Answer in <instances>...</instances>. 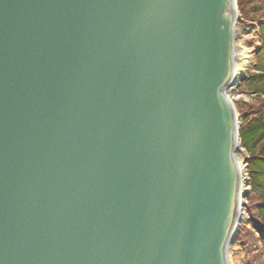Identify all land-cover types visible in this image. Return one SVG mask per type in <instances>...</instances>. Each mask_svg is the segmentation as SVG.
Masks as SVG:
<instances>
[{
    "label": "water",
    "instance_id": "obj_1",
    "mask_svg": "<svg viewBox=\"0 0 264 264\" xmlns=\"http://www.w3.org/2000/svg\"><path fill=\"white\" fill-rule=\"evenodd\" d=\"M239 22L238 0H0V264H233Z\"/></svg>",
    "mask_w": 264,
    "mask_h": 264
},
{
    "label": "trees",
    "instance_id": "obj_2",
    "mask_svg": "<svg viewBox=\"0 0 264 264\" xmlns=\"http://www.w3.org/2000/svg\"><path fill=\"white\" fill-rule=\"evenodd\" d=\"M242 17L260 28L264 25V0H238ZM242 92L256 93L260 96L254 103L237 106L243 119L241 138L243 147L250 153L248 172L252 194L250 200V224L264 244V188L260 177L264 176V70L250 75L242 81ZM255 210H257L255 212ZM255 212V213H254ZM264 247V246H263ZM250 264H264L262 255Z\"/></svg>",
    "mask_w": 264,
    "mask_h": 264
},
{
    "label": "rangeland",
    "instance_id": "obj_3",
    "mask_svg": "<svg viewBox=\"0 0 264 264\" xmlns=\"http://www.w3.org/2000/svg\"><path fill=\"white\" fill-rule=\"evenodd\" d=\"M240 22L238 31L241 32L242 36H245L244 40L238 36L237 46L245 43L247 48L254 50L255 60L251 67L246 71H243L244 75L240 79L239 83L231 91V96L234 98L233 101L236 106H242L244 103L251 104L259 100L260 96L256 94H243L240 93V84L248 75H254L258 73V70H264V25L260 27V33L258 26L256 27L253 23L249 22L248 17L244 19L240 14ZM262 44V48H261ZM257 69V70H256ZM253 95V96H250ZM243 122V119L241 123ZM250 153L244 149V152L240 156L242 166H244L245 181L250 188L246 192L245 207L242 214V221L235 238V241L231 248V261L233 264H250L252 261L257 260V255H262L264 258V244L259 241L258 234L250 224V200L249 197L252 194L250 176L248 172V160ZM260 184L264 188V176L260 177Z\"/></svg>",
    "mask_w": 264,
    "mask_h": 264
},
{
    "label": "bare ground",
    "instance_id": "obj_4",
    "mask_svg": "<svg viewBox=\"0 0 264 264\" xmlns=\"http://www.w3.org/2000/svg\"><path fill=\"white\" fill-rule=\"evenodd\" d=\"M238 36H240L243 40L245 38V36H242L241 32L238 31V29H237V38H238ZM236 44H237V40H236ZM236 48H237L236 49L237 50L236 51V63H237V65H236L237 66V80L236 81L238 83V81L244 75L243 71H246L248 68L251 67L252 63L255 60V56L253 54L254 50L252 48H247L246 44L243 42L239 46H236ZM231 99L233 100L234 98L231 97ZM241 121H242V117L239 114V122L241 123ZM243 152H244L243 148H241L238 152V159H239L240 163H241L240 156ZM242 173H243V183H244L243 191H244V193H246L247 191L250 190V188L248 187V184L245 181L244 166H242ZM244 201H245V199H244Z\"/></svg>",
    "mask_w": 264,
    "mask_h": 264
}]
</instances>
